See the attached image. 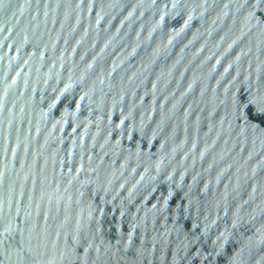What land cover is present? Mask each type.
I'll list each match as a JSON object with an SVG mask.
<instances>
[{
    "label": "water",
    "instance_id": "water-1",
    "mask_svg": "<svg viewBox=\"0 0 264 264\" xmlns=\"http://www.w3.org/2000/svg\"><path fill=\"white\" fill-rule=\"evenodd\" d=\"M0 264H264V0H0Z\"/></svg>",
    "mask_w": 264,
    "mask_h": 264
}]
</instances>
